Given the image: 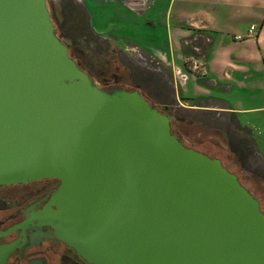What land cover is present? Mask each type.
I'll list each match as a JSON object with an SVG mask.
<instances>
[{"label": "water", "instance_id": "water-1", "mask_svg": "<svg viewBox=\"0 0 264 264\" xmlns=\"http://www.w3.org/2000/svg\"><path fill=\"white\" fill-rule=\"evenodd\" d=\"M171 122L98 88L47 0H0V187L57 180L39 222L88 264H264L259 201Z\"/></svg>", "mask_w": 264, "mask_h": 264}, {"label": "rangeland", "instance_id": "rangeland-1", "mask_svg": "<svg viewBox=\"0 0 264 264\" xmlns=\"http://www.w3.org/2000/svg\"><path fill=\"white\" fill-rule=\"evenodd\" d=\"M121 1L47 0V6L57 36L68 48H75L77 60L96 85L139 91L154 108L171 118L172 132L185 146L220 159L264 212V110L227 115L182 108L194 102L173 96L172 69L158 58L152 59L147 48L140 46L157 38L154 46L163 48L164 23L159 22L147 38L144 17L139 19L140 31L134 32ZM155 1L153 11L162 10L168 0ZM134 35L141 40H133ZM193 48L189 45L183 50L200 57L203 50L197 48L195 52ZM187 58L184 65L189 70L194 59Z\"/></svg>", "mask_w": 264, "mask_h": 264}, {"label": "crops", "instance_id": "crops-1", "mask_svg": "<svg viewBox=\"0 0 264 264\" xmlns=\"http://www.w3.org/2000/svg\"><path fill=\"white\" fill-rule=\"evenodd\" d=\"M121 2L134 32L140 31L139 19L144 17L147 38L164 23L163 48L154 46L157 38L139 45L172 69L173 96L194 102L182 108L227 115L264 110V0H168L156 11L155 0ZM189 45L195 52L203 50L200 57L184 52ZM187 57L194 59L189 70Z\"/></svg>", "mask_w": 264, "mask_h": 264}, {"label": "flooded vegetation", "instance_id": "flooded-vegetation-1", "mask_svg": "<svg viewBox=\"0 0 264 264\" xmlns=\"http://www.w3.org/2000/svg\"><path fill=\"white\" fill-rule=\"evenodd\" d=\"M68 50L77 66L96 85L94 78L77 60L75 48L71 49L69 45ZM96 86L107 91L117 88ZM57 186V180H40L0 187V246L13 245L4 264H88L74 250L57 240L51 227L39 222Z\"/></svg>", "mask_w": 264, "mask_h": 264}, {"label": "built area", "instance_id": "built-area-1", "mask_svg": "<svg viewBox=\"0 0 264 264\" xmlns=\"http://www.w3.org/2000/svg\"><path fill=\"white\" fill-rule=\"evenodd\" d=\"M253 31H254V28L251 27L250 30H249V33L251 34ZM234 39L239 41V40L242 39V37L236 36V37H234Z\"/></svg>", "mask_w": 264, "mask_h": 264}, {"label": "trees", "instance_id": "trees-1", "mask_svg": "<svg viewBox=\"0 0 264 264\" xmlns=\"http://www.w3.org/2000/svg\"><path fill=\"white\" fill-rule=\"evenodd\" d=\"M178 137V136H177Z\"/></svg>", "mask_w": 264, "mask_h": 264}]
</instances>
